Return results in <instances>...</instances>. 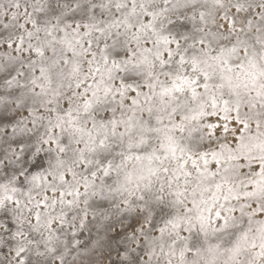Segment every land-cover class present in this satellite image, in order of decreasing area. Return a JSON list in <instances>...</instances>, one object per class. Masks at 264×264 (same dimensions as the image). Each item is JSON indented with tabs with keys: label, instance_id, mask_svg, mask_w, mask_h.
Wrapping results in <instances>:
<instances>
[{
	"label": "snow or ice",
	"instance_id": "6c2138e0",
	"mask_svg": "<svg viewBox=\"0 0 264 264\" xmlns=\"http://www.w3.org/2000/svg\"><path fill=\"white\" fill-rule=\"evenodd\" d=\"M0 264H264V0H0Z\"/></svg>",
	"mask_w": 264,
	"mask_h": 264
}]
</instances>
